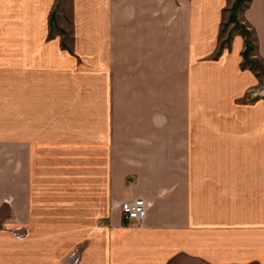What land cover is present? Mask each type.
Wrapping results in <instances>:
<instances>
[{"label": "crops", "instance_id": "1", "mask_svg": "<svg viewBox=\"0 0 264 264\" xmlns=\"http://www.w3.org/2000/svg\"><path fill=\"white\" fill-rule=\"evenodd\" d=\"M233 2L54 0L44 46L46 0H0V76L54 55V144L0 128V264H264V73L222 33ZM237 15L264 64V0Z\"/></svg>", "mask_w": 264, "mask_h": 264}, {"label": "rangeland", "instance_id": "2", "mask_svg": "<svg viewBox=\"0 0 264 264\" xmlns=\"http://www.w3.org/2000/svg\"><path fill=\"white\" fill-rule=\"evenodd\" d=\"M246 1L234 0L233 4L230 7L231 12L228 15V20L223 24L222 33H224L223 35L227 34L226 42L229 41L234 28L238 29L239 32L245 36L246 42L249 41L252 47L249 48L248 54L247 56H245V61L242 62V65L250 67L252 66V68L257 70L258 73H261V76H263L262 73H264V64H261L262 66L261 68H259L254 64V62L256 61L252 58L254 46L250 40V32L249 30L241 26L237 20V13L239 10H241V6L246 4ZM46 4L47 7L46 9H44L43 15V23L45 28L43 37L40 40L43 41L44 46L49 45L47 42H51L54 44V42L51 40L54 38V0H46ZM231 22L234 23V25L232 26L234 28H230ZM46 27L47 32H45ZM229 28L230 30H227ZM52 47L54 48V46ZM44 50L47 53H49V51L53 53L52 50ZM24 58L26 59L25 62H27L26 72L18 73L19 70L11 71L9 73L10 79L6 78L7 73H5L3 77L0 76V79L10 81V88L5 89V95L9 92L13 97L12 99L14 100H24L26 97V101H28L27 103L23 104L12 103V113L20 111L21 114H24V111H26L27 116L31 117V120L13 118L12 116L16 115L17 117H19L20 114H12L10 116L8 114L7 108H3V104L0 103V128H7V125L9 127L11 126L19 128V125H25L27 134H31L35 131V126L38 127L43 123L44 126L41 127L43 131L38 133V138L41 140H46L49 143H53L50 141H54V55H43L42 57L24 56L23 59ZM19 59L22 62V57H19ZM21 66L22 65H20V67ZM17 75H24L26 77L24 80L25 83L21 84L25 86L21 88L18 87L19 84L15 82ZM262 78L263 80L260 84L259 90L264 98V76ZM1 89L2 88H0V94ZM40 99L42 100V102H39ZM48 115L51 118L47 117ZM35 117H37V120L34 119ZM52 165L54 167V161ZM143 220L141 221V223H137V225H141Z\"/></svg>", "mask_w": 264, "mask_h": 264}, {"label": "built area", "instance_id": "3", "mask_svg": "<svg viewBox=\"0 0 264 264\" xmlns=\"http://www.w3.org/2000/svg\"><path fill=\"white\" fill-rule=\"evenodd\" d=\"M121 211L126 225L141 223L146 216V202L142 197L124 200L121 203Z\"/></svg>", "mask_w": 264, "mask_h": 264}, {"label": "trees", "instance_id": "4", "mask_svg": "<svg viewBox=\"0 0 264 264\" xmlns=\"http://www.w3.org/2000/svg\"><path fill=\"white\" fill-rule=\"evenodd\" d=\"M238 1V0H237ZM239 3V2H238ZM250 47H252V45H251V43L249 42V41H247L246 42V48H245V50L242 52V55H243V57H244V61H245V56H247V54H248V51H249V48ZM254 64L257 66V67H259V68H261V64L259 63H256V62H254ZM260 70V69H259Z\"/></svg>", "mask_w": 264, "mask_h": 264}, {"label": "bare ground", "instance_id": "5", "mask_svg": "<svg viewBox=\"0 0 264 264\" xmlns=\"http://www.w3.org/2000/svg\"><path fill=\"white\" fill-rule=\"evenodd\" d=\"M138 197H139V196H138ZM132 199H133V198H132ZM143 199H144V198H143ZM127 200H128V199H127ZM122 202H123V201H122ZM122 202H121V203H122ZM121 203H120V208H121ZM121 212H122V211H121ZM122 219H123V218H122Z\"/></svg>", "mask_w": 264, "mask_h": 264}]
</instances>
